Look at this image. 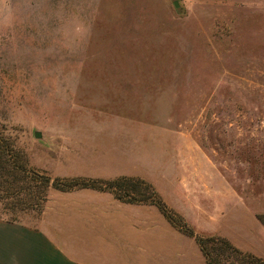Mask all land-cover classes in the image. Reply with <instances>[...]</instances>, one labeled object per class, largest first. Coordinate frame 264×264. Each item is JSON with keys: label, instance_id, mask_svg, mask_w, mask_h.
Listing matches in <instances>:
<instances>
[{"label": "rangeland", "instance_id": "obj_1", "mask_svg": "<svg viewBox=\"0 0 264 264\" xmlns=\"http://www.w3.org/2000/svg\"><path fill=\"white\" fill-rule=\"evenodd\" d=\"M0 136L51 178L115 143L135 174L107 179L145 180L194 234L264 259V0H0ZM52 189L0 218L35 226ZM138 205L160 219L139 240L203 258Z\"/></svg>", "mask_w": 264, "mask_h": 264}, {"label": "crops", "instance_id": "obj_2", "mask_svg": "<svg viewBox=\"0 0 264 264\" xmlns=\"http://www.w3.org/2000/svg\"><path fill=\"white\" fill-rule=\"evenodd\" d=\"M114 144L107 163L81 159L78 167L70 163L64 167L72 169L55 174L104 179L135 174L119 159H111L119 154ZM100 155L92 157L100 161ZM150 212L149 207L119 201L106 191L52 189L35 226L0 218V264H203V258L183 248L184 242L181 246L139 240L145 227L159 231L160 219L154 220ZM33 247L39 256L31 255Z\"/></svg>", "mask_w": 264, "mask_h": 264}, {"label": "trees", "instance_id": "obj_3", "mask_svg": "<svg viewBox=\"0 0 264 264\" xmlns=\"http://www.w3.org/2000/svg\"><path fill=\"white\" fill-rule=\"evenodd\" d=\"M48 187L59 191L89 188L109 192L122 202L152 204L174 228L193 237L205 264H264V259L236 248L224 237L194 234L182 218L165 205L151 184L141 178H51L29 167L22 156L11 154L8 144L0 136V211L7 212L11 218L22 209L40 212ZM261 223L264 227V219Z\"/></svg>", "mask_w": 264, "mask_h": 264}, {"label": "water", "instance_id": "obj_4", "mask_svg": "<svg viewBox=\"0 0 264 264\" xmlns=\"http://www.w3.org/2000/svg\"><path fill=\"white\" fill-rule=\"evenodd\" d=\"M34 136H35V137H38L39 134H38L37 132H34Z\"/></svg>", "mask_w": 264, "mask_h": 264}]
</instances>
